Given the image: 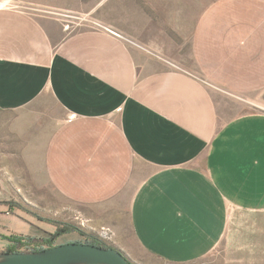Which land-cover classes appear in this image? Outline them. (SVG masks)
<instances>
[{"label": "crops", "instance_id": "0c3cea01", "mask_svg": "<svg viewBox=\"0 0 264 264\" xmlns=\"http://www.w3.org/2000/svg\"><path fill=\"white\" fill-rule=\"evenodd\" d=\"M224 92H264V0H0V112L53 99L47 180L130 261L264 264V113Z\"/></svg>", "mask_w": 264, "mask_h": 264}, {"label": "rangeland", "instance_id": "374dc122", "mask_svg": "<svg viewBox=\"0 0 264 264\" xmlns=\"http://www.w3.org/2000/svg\"><path fill=\"white\" fill-rule=\"evenodd\" d=\"M219 96L236 109L237 115L264 113V92L255 99H238L230 92ZM63 119L61 109L49 95L22 109L0 112V254L9 246L1 236L40 240L50 236L56 225H72L83 234L95 237L97 234L104 244L124 252L132 243L127 225L123 224L118 239L109 222L104 221L102 210L77 206L60 196L48 182L43 152L56 123ZM83 240L70 233L55 243ZM143 262L155 264L149 259L132 261L133 264ZM191 264H200V261Z\"/></svg>", "mask_w": 264, "mask_h": 264}, {"label": "water", "instance_id": "95a60500", "mask_svg": "<svg viewBox=\"0 0 264 264\" xmlns=\"http://www.w3.org/2000/svg\"><path fill=\"white\" fill-rule=\"evenodd\" d=\"M0 264H133L118 248L67 243L36 253H1Z\"/></svg>", "mask_w": 264, "mask_h": 264}, {"label": "trees", "instance_id": "16d2710c", "mask_svg": "<svg viewBox=\"0 0 264 264\" xmlns=\"http://www.w3.org/2000/svg\"><path fill=\"white\" fill-rule=\"evenodd\" d=\"M70 233H75L79 235L82 239H84L82 242L76 241L71 243L86 244L105 249L111 248L104 244L96 233L95 234L97 237L83 234L72 225H56L54 226V232L50 236L40 240H36L33 238H22L17 236H1V238H4L3 240L7 241L9 244V246L3 253H36L47 249L55 248L57 246H60L55 243V240Z\"/></svg>", "mask_w": 264, "mask_h": 264}, {"label": "built area", "instance_id": "2783aa9c", "mask_svg": "<svg viewBox=\"0 0 264 264\" xmlns=\"http://www.w3.org/2000/svg\"><path fill=\"white\" fill-rule=\"evenodd\" d=\"M62 19L64 20V25H65L66 29H73V28H78V27H88V28L104 31V32H107V33L113 35L116 38L121 39L126 45L132 46V47L137 48L139 50H143L145 52H149V51H147V49L145 47L139 45L138 43H136L134 41H131V40L121 36L120 34L113 31L112 29L108 28L107 26L103 25L102 23H100L99 21H97L96 19H94L91 16L80 17L78 15H72V14L69 15L68 14V15H63ZM173 66L175 69L181 70V68H179L175 65H173Z\"/></svg>", "mask_w": 264, "mask_h": 264}]
</instances>
